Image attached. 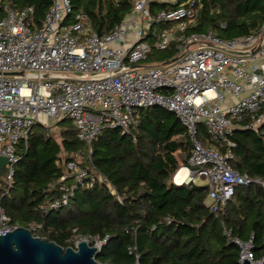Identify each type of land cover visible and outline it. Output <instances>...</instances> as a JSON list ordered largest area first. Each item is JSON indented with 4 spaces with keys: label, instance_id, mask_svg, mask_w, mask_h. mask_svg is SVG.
<instances>
[{
    "label": "built area",
    "instance_id": "1",
    "mask_svg": "<svg viewBox=\"0 0 264 264\" xmlns=\"http://www.w3.org/2000/svg\"><path fill=\"white\" fill-rule=\"evenodd\" d=\"M152 0H132L130 12L112 29L98 35L87 15L72 14L69 0H50L43 19L34 21L33 6L3 7L0 15V235L16 228L1 206L19 160L17 146L36 125L49 127L68 119L76 138L87 146L103 130L130 135L142 110L160 106L175 114L190 145L186 163L172 176L176 185L205 180L207 205L221 216L238 185L252 181L230 164L237 128L257 132L264 123V25L241 37L221 39L212 31H194L202 0H174L171 9L150 13ZM163 24L158 30L156 26ZM223 26V24H222ZM173 48L162 63L143 64L153 51ZM202 125L211 146L198 139ZM60 160L56 164H60ZM181 182L175 181L180 169ZM110 183L92 165L68 160L59 179L47 188L57 198L43 210L67 206L79 188ZM113 193L114 191L111 190ZM40 226L31 224L36 231ZM223 235L239 251L238 263L254 261L251 239ZM85 241L98 252L107 236L74 235L73 248ZM131 251V248H128Z\"/></svg>",
    "mask_w": 264,
    "mask_h": 264
},
{
    "label": "trees",
    "instance_id": "2",
    "mask_svg": "<svg viewBox=\"0 0 264 264\" xmlns=\"http://www.w3.org/2000/svg\"><path fill=\"white\" fill-rule=\"evenodd\" d=\"M69 1L72 14L84 12L100 34L109 32L133 5L132 0ZM49 5L50 0H0V15L4 6L11 10L33 6L39 24ZM166 8L156 2L149 6L152 14ZM262 25L264 0H202L194 31L210 30L229 40ZM162 28L163 24L156 26ZM173 55V48L165 53L167 58ZM58 126L60 142L49 127L36 125L17 146L13 181L1 199L10 225L38 224L34 236L64 248L73 247L74 235L107 236L95 255L99 264H239L238 248L223 235V223L232 236L251 239L254 261L264 257V186L254 181L236 186L225 212L215 217L207 205V186L172 182L190 150L185 128L174 113L153 106L140 112L130 135L103 130L91 143L89 158L72 123L62 119ZM197 139L212 145L202 125ZM231 139L235 142L231 167L264 182V123L257 132L237 128ZM77 158L82 166L92 165L111 188L104 182L79 188L67 206L43 210L58 196L47 184L59 179L66 161Z\"/></svg>",
    "mask_w": 264,
    "mask_h": 264
},
{
    "label": "water",
    "instance_id": "3",
    "mask_svg": "<svg viewBox=\"0 0 264 264\" xmlns=\"http://www.w3.org/2000/svg\"><path fill=\"white\" fill-rule=\"evenodd\" d=\"M5 163L6 159L0 157V174ZM96 253V248L85 241H80L74 248H64L34 236L24 227L0 235V264H99ZM242 264H264V259L251 263L245 258Z\"/></svg>",
    "mask_w": 264,
    "mask_h": 264
},
{
    "label": "rangeland",
    "instance_id": "4",
    "mask_svg": "<svg viewBox=\"0 0 264 264\" xmlns=\"http://www.w3.org/2000/svg\"><path fill=\"white\" fill-rule=\"evenodd\" d=\"M167 50L165 51H153L151 52V54L148 56L147 61H144L143 64H152L153 62L157 63H162L165 60H167L168 58L165 56ZM59 122V121H58ZM58 122H53L52 124H50L49 126V132L51 134V136L57 140V142H60V138H59V132H60V126H58ZM78 161H81L79 158H77ZM198 185H204L205 184V180L199 179L198 181Z\"/></svg>",
    "mask_w": 264,
    "mask_h": 264
},
{
    "label": "crops",
    "instance_id": "5",
    "mask_svg": "<svg viewBox=\"0 0 264 264\" xmlns=\"http://www.w3.org/2000/svg\"><path fill=\"white\" fill-rule=\"evenodd\" d=\"M151 2H156L158 4H165L167 5V8L164 9V10H167V9H171L173 4H174V0H152ZM151 13V12H150ZM152 14V13H151ZM181 182V181H180Z\"/></svg>",
    "mask_w": 264,
    "mask_h": 264
},
{
    "label": "bare ground",
    "instance_id": "6",
    "mask_svg": "<svg viewBox=\"0 0 264 264\" xmlns=\"http://www.w3.org/2000/svg\"><path fill=\"white\" fill-rule=\"evenodd\" d=\"M185 173L186 170H184L183 168L180 169L175 175V181L179 183L182 180V178H184Z\"/></svg>",
    "mask_w": 264,
    "mask_h": 264
}]
</instances>
